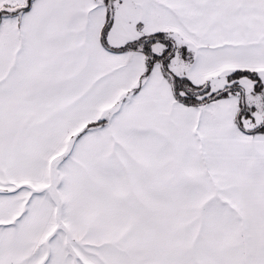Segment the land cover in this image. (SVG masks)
<instances>
[{
	"label": "snow or ice",
	"instance_id": "obj_1",
	"mask_svg": "<svg viewBox=\"0 0 264 264\" xmlns=\"http://www.w3.org/2000/svg\"><path fill=\"white\" fill-rule=\"evenodd\" d=\"M0 264H264V0H0Z\"/></svg>",
	"mask_w": 264,
	"mask_h": 264
}]
</instances>
